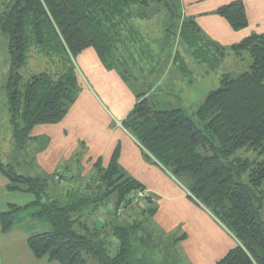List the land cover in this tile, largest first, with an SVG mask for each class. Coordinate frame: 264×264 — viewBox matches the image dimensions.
Here are the masks:
<instances>
[{
	"label": "trees",
	"instance_id": "16d2710c",
	"mask_svg": "<svg viewBox=\"0 0 264 264\" xmlns=\"http://www.w3.org/2000/svg\"><path fill=\"white\" fill-rule=\"evenodd\" d=\"M161 1L176 12L175 0H14L6 4L8 9L0 12V31L10 40L11 67L5 88L16 148L24 149L37 125L56 124L64 118L77 98L81 79L76 59L86 49H94L101 63L118 71L126 82L124 59L137 48L142 52L141 44H145L137 20L150 18L149 7ZM216 13L236 31L248 26L241 0ZM181 33L197 61L206 62L215 52L220 58L226 53L238 57L249 53L250 69L236 77L222 74L218 87L195 112L198 120L184 108L157 109L147 95H140L123 124L148 157L151 154L174 176L186 180L194 197L238 238L239 244L217 264H264V33L221 45L193 17L183 18ZM34 53L44 61L40 59L43 67L25 79L21 70ZM241 151L255 152L257 157H242ZM118 154L116 148L107 168L97 163L99 172L91 187L81 185L79 191H70L67 200L49 198L40 178L17 174L9 167V189L33 193L31 204L38 209L32 216L52 227L28 238L37 258L60 264H151L147 255L138 253L133 240L138 224L123 226L116 220L108 225L96 214L111 201L119 207L134 192L146 189L121 170ZM3 166L1 162L0 169ZM145 201L152 202L150 197ZM22 208L12 205L0 211L2 232L14 228ZM85 220H92V228Z\"/></svg>",
	"mask_w": 264,
	"mask_h": 264
},
{
	"label": "rangeland",
	"instance_id": "374dc122",
	"mask_svg": "<svg viewBox=\"0 0 264 264\" xmlns=\"http://www.w3.org/2000/svg\"><path fill=\"white\" fill-rule=\"evenodd\" d=\"M13 2L14 0H0V12L8 9L6 8L7 3L11 5ZM175 4L177 6L175 13L169 10L163 1L151 4L148 9L150 18L137 20L136 23L139 26V34L143 39L142 41L148 45L145 47V44L142 43V52H139L137 48L131 56L129 55L124 59L128 69L126 82L122 79L123 85L119 80L114 79L113 76L110 78V87L104 82V93L109 97V100L104 98V104L108 110H112L115 114L117 113L119 117L120 114L126 115L130 111L131 105L134 103L132 100L133 96L137 102L140 95H147L156 105L157 109L184 108L191 117L196 118L195 112L205 101L208 93L218 87L222 74L231 73L236 77L250 69L252 58L249 53H245L243 57H238L233 53H226L223 58H220L219 53L215 52L213 54L211 53V58L208 61H197L187 50L188 46L185 44L184 34L181 33V23L185 17L181 0H175ZM9 41V35L0 31V163H4V170L0 169V173L8 180L7 189L11 192L19 193V195L16 194L17 196H21L22 204H18L16 201L8 204L7 208H10L12 205L24 207V209H20L25 211L19 215L18 219L21 220L17 222L19 225L16 227L24 234H27L29 238L31 233L49 231L52 227L50 223L43 219L31 216L38 209V207L31 204L35 199V195L21 190L9 189L11 180L8 178L6 172L11 170L9 167H13L17 174H20V170L24 171L25 169L32 172L37 167L45 170L42 161L49 160L51 163H58L59 165L58 158L60 157V151L52 142L54 136L48 131L47 124L41 125V127H37L39 126L37 125L32 129L24 149L19 150L15 146L17 141L14 135V126L10 123L5 88L11 67ZM36 56V53L30 56L28 64L21 70L25 79L39 73L41 67H43L42 64L44 61L41 57ZM95 57V52L92 49L77 56V62L80 68L77 67V70L81 79L77 90V98L69 105L66 113L68 114L67 117L71 118V121L77 125L75 132L79 135L85 134V136L88 124H90V129L94 132L98 129V125L93 124L92 121L95 120L100 125L103 124L101 119H96V117H91L90 121L87 119L88 112L90 115L97 114L94 109V104L88 100L87 93H90V91L87 90V87L90 89L94 87L98 91L96 81L102 82L99 78L101 69L96 65ZM40 59L43 62L42 64H40ZM45 64L48 65V62ZM103 69L106 72L114 71L106 67ZM107 74L111 76V73ZM123 91L126 92V97H122ZM112 115L116 117L114 114ZM65 120L63 121L62 119L56 123L59 124V128L66 126L67 123ZM123 123L124 120L119 121L120 126L141 146L137 138ZM198 124L204 129L203 122H199ZM104 130L109 134L106 128ZM114 134H111L113 140H111L110 135L109 138L104 139L103 147H105L104 151L106 154L103 157L101 168H107L109 165L107 158H110L111 154L118 148V164L121 170L140 180L143 175L137 172L135 168L145 163L147 164V160L151 162L156 161L155 157L151 154V157H148L146 155L148 151L141 146L145 153L143 157L142 154H139L135 149L131 148L120 135H117V133ZM119 139L120 144L118 142ZM110 146H112V149L108 154L107 149ZM85 152L87 151H85V146L81 139L80 149L77 155H73L74 157L72 156L69 160L75 162L77 172L74 170L71 173L70 171L67 172L59 169L54 174H46L44 178H40L45 183L49 198L59 197L60 199L67 200L70 191H79L82 187L81 185L91 187L90 182L94 175L99 172L97 163H100L101 159L96 160L90 169V166L84 160ZM240 155L249 158L257 157V154L252 151H241ZM122 159L124 161L128 160V162L123 163ZM69 161L63 162L61 166L70 165L68 164ZM167 171L170 172L168 169ZM174 177L185 186L189 194L194 196L189 190L186 180L179 179L176 176ZM160 188L164 187L160 185ZM146 197L151 198L152 202L150 204H147L148 201H145ZM160 206H162V198L150 196L146 190H139L129 196L126 204L123 203L117 207L115 200H113L109 205L100 207L96 214L99 215V220H107L108 225H112L116 220L120 224H123V226L138 224L134 232L133 240L135 241L138 253L142 256L147 255L146 257H148L151 264H187L189 259L187 253L189 251L186 249L192 250V246L188 243H183V239L178 238V235L184 233L182 230L183 227L176 225L172 228L167 222L169 218L165 215L163 217L161 216V221L157 220L155 213L157 207H159V210L161 209ZM145 207L156 208V211L144 213L141 210ZM85 221L92 228V220L91 222ZM84 222L82 221V224ZM101 225L99 224V226ZM101 230L106 232V228L103 226ZM107 230L110 232V228H107ZM109 239H113L112 235L109 236ZM17 249H22L21 242ZM93 263L98 264L97 261H93Z\"/></svg>",
	"mask_w": 264,
	"mask_h": 264
},
{
	"label": "crops",
	"instance_id": "0c3cea01",
	"mask_svg": "<svg viewBox=\"0 0 264 264\" xmlns=\"http://www.w3.org/2000/svg\"><path fill=\"white\" fill-rule=\"evenodd\" d=\"M233 1L238 0H181V3L185 17H193L204 33L221 45H232L252 34L264 33V0H241L245 4L249 23L247 27L239 31L234 30L224 17L216 13L220 7ZM89 49H86L81 54H84ZM92 50L95 52L94 49ZM95 56L96 65L101 69L99 78L102 82L96 81L98 91L94 87H91V89L87 87V90L90 91V93H87L88 100L94 104V109L97 113L95 115H90L88 112L87 119L90 121L91 117H96V119H101L103 124L100 125L95 120L92 121L93 124L98 125V129L94 132L90 129V124H88L86 136L85 134L79 135L75 132L77 125L71 121V118L67 117L68 114L63 118L64 121L67 117L65 120L67 124L64 127L59 128V124H47L48 131L54 136L52 142L60 151V157L58 158L59 165L58 163H51L50 160L45 162L42 161V165L46 171L43 168L37 167V169H34L32 172L28 171V169L24 171L20 170V174L44 178L46 174H54L57 170L59 171V169H63L67 172L70 171L71 173L74 170L77 172V165L75 162L69 160L73 155H77L80 149L81 139L83 140L85 151H87L85 152L86 155L84 160L91 169L96 160L101 159V162L103 161V157L106 154L104 151L105 147H103L104 139H107V137L109 138V135L111 137V134L114 133L120 135L131 148L135 149L139 154H142L143 157L145 156L139 143L119 124V121H123L134 107L136 99L134 96V99L132 97L134 103L131 105V109L126 115L120 114L119 117L117 113L115 114L112 110L110 111L107 109L104 104V98L109 100V97L104 93L105 83L110 87V78L112 76L123 85L124 83L118 71L106 72V70L103 69L105 66L101 63L96 52ZM77 66L79 68L78 62ZM107 73H111V76ZM123 96H127L125 91H123L122 97ZM112 114L116 117H113ZM41 125L37 127H41ZM105 128L109 131V134L105 132ZM111 140H113L112 137ZM99 142H101V144H99ZM118 142L120 144V139ZM111 149L112 146L107 149L108 154ZM113 153L110 158H107L108 164ZM67 161H69L68 164L71 166H61L63 162ZM126 161L128 162V160L124 161V159H122L123 163ZM135 169L143 175L140 180L135 179L145 186L147 194L162 198L161 209L159 210V207H157L155 213V216L157 215V220L161 221V216L163 217V215H165L169 218L167 222L172 228L176 225L183 227L182 230L184 233L178 235V238L183 239V243H188L192 246V250L186 249L189 251L187 253L189 258L187 264H217L232 248L239 244V240L233 232H231L207 207L189 194L185 186L157 160L153 162L147 160V164L145 163L142 166H137ZM7 184V178L0 173V211L7 210L8 204L16 201L18 204H22L20 199L21 196L16 195H19V193L9 191L7 189ZM160 185L165 189L160 188ZM23 211L25 210H21L19 215ZM261 212L264 220V206ZM20 220L21 219H19V221ZM17 225H19V223H17L11 231L6 233L0 231V264H60L58 261H50L45 257L37 258L28 245L27 234L21 232V230L16 227ZM20 242L22 249L19 250L17 247Z\"/></svg>",
	"mask_w": 264,
	"mask_h": 264
},
{
	"label": "built area",
	"instance_id": "2783aa9c",
	"mask_svg": "<svg viewBox=\"0 0 264 264\" xmlns=\"http://www.w3.org/2000/svg\"><path fill=\"white\" fill-rule=\"evenodd\" d=\"M140 194H142V192H140ZM140 196H142V195H140Z\"/></svg>",
	"mask_w": 264,
	"mask_h": 264
}]
</instances>
